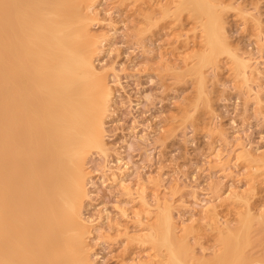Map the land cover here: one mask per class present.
Here are the masks:
<instances>
[{"label":"rangeland","instance_id":"rangeland-1","mask_svg":"<svg viewBox=\"0 0 264 264\" xmlns=\"http://www.w3.org/2000/svg\"><path fill=\"white\" fill-rule=\"evenodd\" d=\"M208 1L231 50L249 59L246 72L205 43L206 13H190L194 0L93 2L90 28L104 42L94 64L112 94L105 150L85 158L91 264L154 253L140 229L156 221V199L170 204L183 264H264V162L240 155L245 147L264 159V0Z\"/></svg>","mask_w":264,"mask_h":264},{"label":"bare ground","instance_id":"bare-ground-1","mask_svg":"<svg viewBox=\"0 0 264 264\" xmlns=\"http://www.w3.org/2000/svg\"><path fill=\"white\" fill-rule=\"evenodd\" d=\"M93 2L0 0V264H91L90 221L81 211L85 158L91 148L105 150L103 116L112 94L94 64L104 42L90 28ZM190 10L206 13L202 35L211 51H226L246 72L249 59L231 50L213 5L194 0ZM240 155L256 167L264 162L257 149L242 147ZM140 201L148 210L143 194ZM156 203V221L140 229L155 252L138 264L156 256L157 264H183L173 249L170 204Z\"/></svg>","mask_w":264,"mask_h":264}]
</instances>
